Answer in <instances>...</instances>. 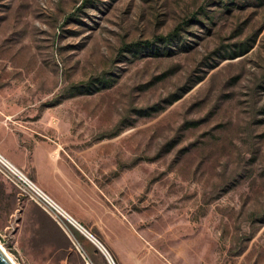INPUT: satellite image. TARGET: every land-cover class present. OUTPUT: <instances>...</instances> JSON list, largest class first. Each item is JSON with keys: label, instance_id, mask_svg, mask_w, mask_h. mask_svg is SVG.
<instances>
[{"label": "rangeland", "instance_id": "rangeland-1", "mask_svg": "<svg viewBox=\"0 0 264 264\" xmlns=\"http://www.w3.org/2000/svg\"><path fill=\"white\" fill-rule=\"evenodd\" d=\"M235 1L0 0V153L65 210L56 195L91 190L112 220L84 206L83 225L116 264L127 236L147 264H264V3ZM64 167L67 187L51 176ZM25 201L0 173V243L17 264H56L22 231ZM68 224L86 264H111Z\"/></svg>", "mask_w": 264, "mask_h": 264}, {"label": "crops", "instance_id": "crops-1", "mask_svg": "<svg viewBox=\"0 0 264 264\" xmlns=\"http://www.w3.org/2000/svg\"><path fill=\"white\" fill-rule=\"evenodd\" d=\"M40 159H42L41 155H39L38 158L35 159L36 164L38 162L39 168H37L35 165L36 169L34 171V176L45 185L47 184V180L42 179L40 175V169H41L40 166L42 164L43 168H45L46 170L47 169L50 170L52 169V164L50 162L51 160L49 159V157L48 158L44 157L41 164H40ZM64 169L65 170L61 171L60 174H55L54 171H51L52 172L51 176L52 178L59 180V182L63 186L65 185L67 187V185L71 184V177L68 174L67 169L65 167ZM80 189L77 187L71 190L67 189L66 194L61 193L56 196L58 199H60V201L64 204V206L67 208V210L70 213L67 210L66 212H68L70 216H72V218L75 219V221L79 222L81 226L85 228L84 230L86 232L88 231L89 233H91L84 226L87 224V221L85 219L84 212L81 209H83L84 206H90V208L93 210L92 205H95L97 207L96 213L99 216L101 215V213L104 216V213L102 209L99 207V205L95 204L96 199H94L95 197L93 196V192H91V190L89 189L85 190L83 187H80ZM67 193H69L70 196L67 195ZM71 200H74V202H76L77 208L71 204L72 203ZM20 213H21L20 224L22 227V231L25 233L27 239L34 244L33 246L37 250L42 251L47 256L56 258L57 259L56 264H86L87 263L86 262L87 260L84 257L83 252L76 246L74 235L73 234L71 235V233H69L63 226H61L51 215H49L38 204L31 201H25ZM102 218H104L105 223H111L112 220L111 217L104 216ZM114 230L117 233L119 232V234L120 232H122L121 230L117 229L116 226H114ZM80 233H82V235H84L86 238L92 241L97 247H99L95 243V241H93L88 236L89 234L86 235L82 231H80ZM100 243L103 245L101 241ZM123 243L126 246L128 253L131 252L130 255H127V253L124 251L121 252L119 250L116 251V246L110 245V247L112 248L115 247V254L119 264H147L149 258H151L150 253L141 254L140 252L141 244L137 237L132 236L131 239L129 240L127 236L123 239ZM99 249L101 250L100 247ZM103 253L105 254V252ZM112 258L116 264L114 257Z\"/></svg>", "mask_w": 264, "mask_h": 264}, {"label": "built area", "instance_id": "built-area-1", "mask_svg": "<svg viewBox=\"0 0 264 264\" xmlns=\"http://www.w3.org/2000/svg\"><path fill=\"white\" fill-rule=\"evenodd\" d=\"M0 173L13 183L23 196L42 207L67 231L70 230L68 224L70 221L67 218L69 215L65 209L1 153Z\"/></svg>", "mask_w": 264, "mask_h": 264}, {"label": "trees", "instance_id": "trees-1", "mask_svg": "<svg viewBox=\"0 0 264 264\" xmlns=\"http://www.w3.org/2000/svg\"><path fill=\"white\" fill-rule=\"evenodd\" d=\"M220 2L222 3H225L224 5L228 8H231L232 5H235L236 4V1L235 0H232V1H224V0H220ZM264 3V0H262V5ZM181 31H182V26H178L175 28V30L165 36H161L159 37L155 42L156 43H165L167 46H169L172 41H174L177 37H179L181 35ZM257 35H255V38H252L251 40H248V41H243V42H238L235 44V46L233 47H230L229 49L227 48H223L224 50V53L222 54L223 57H227V56H230L232 58H236L238 56H241V55H244L245 53L249 52L254 44L256 43V40H257ZM155 42H147L144 46L151 52V53H158V50L156 49L155 45L154 44ZM143 45L141 44H137V48H135V51L138 52L140 50V48H144ZM164 49H167V48H164ZM168 50H169V47H168ZM170 52H172L170 50ZM220 52L222 53V51L220 50ZM159 55V54H158ZM202 78V77H201ZM200 78V79H201ZM199 79V81H200ZM198 80L195 81L192 85H189L188 87H185V89H183L181 92H178V93H174L171 97V99L168 101V104L169 105H172L174 104L176 101H178L186 92H188L190 89H192V87L197 83L199 82ZM112 84V79H101V80H98L97 81V85H98V88L95 87V84H91L88 89L92 90L94 87L96 89H101L102 87H106L107 85H111ZM163 108H159L158 105L156 106H152L150 108H147V109H143L141 112H140V115H146V116H149V115H152L154 113H157L159 111H161ZM119 133V132H118ZM117 133V134H118Z\"/></svg>", "mask_w": 264, "mask_h": 264}, {"label": "water", "instance_id": "water-1", "mask_svg": "<svg viewBox=\"0 0 264 264\" xmlns=\"http://www.w3.org/2000/svg\"><path fill=\"white\" fill-rule=\"evenodd\" d=\"M88 232V231H87ZM89 237L92 239L93 237V241L97 242V245L99 244L101 246V250H103V252H105V254L108 257V260L111 264H115L113 258L111 257V255L108 253V251L106 250V248L100 243L99 240H97V238H95L91 233H89ZM99 246V247H100ZM0 264H14V262L2 251L1 247H0Z\"/></svg>", "mask_w": 264, "mask_h": 264}, {"label": "bare ground", "instance_id": "bare-ground-1", "mask_svg": "<svg viewBox=\"0 0 264 264\" xmlns=\"http://www.w3.org/2000/svg\"><path fill=\"white\" fill-rule=\"evenodd\" d=\"M66 211V210H65ZM67 214L69 215L67 218L69 219L70 223L73 224L76 228H78L79 230H81L82 232H84L86 235H88V232H86L84 230V228L79 224V222L75 221L74 218H72V216H70V214L67 212ZM89 236V235H88ZM93 239V237H92ZM97 244V242H95ZM99 245V244H98ZM100 246V245H99ZM0 247L2 249V251L14 262V264H17L14 259L10 256V254L8 253V251L5 249V247L0 243ZM101 248V246H100Z\"/></svg>", "mask_w": 264, "mask_h": 264}]
</instances>
